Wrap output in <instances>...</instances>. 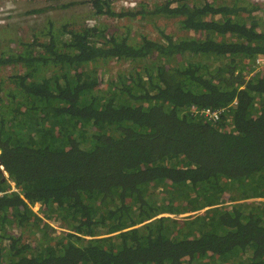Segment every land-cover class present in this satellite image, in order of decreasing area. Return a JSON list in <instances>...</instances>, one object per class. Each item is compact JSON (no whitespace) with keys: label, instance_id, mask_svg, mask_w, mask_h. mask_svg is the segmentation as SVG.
Returning <instances> with one entry per match:
<instances>
[{"label":"trees","instance_id":"obj_1","mask_svg":"<svg viewBox=\"0 0 264 264\" xmlns=\"http://www.w3.org/2000/svg\"><path fill=\"white\" fill-rule=\"evenodd\" d=\"M115 1L89 3L94 16L175 18L185 34L50 21L46 39L19 35L0 55L25 68L0 76V264H264V202H239L264 196L262 7ZM112 58L134 67L104 83L84 69ZM45 218L70 230L56 238ZM34 229L56 241H24Z\"/></svg>","mask_w":264,"mask_h":264},{"label":"rangeland","instance_id":"obj_2","mask_svg":"<svg viewBox=\"0 0 264 264\" xmlns=\"http://www.w3.org/2000/svg\"><path fill=\"white\" fill-rule=\"evenodd\" d=\"M5 1H8L5 5L6 10L4 13H8L12 11L9 15L4 16L0 19V55L5 53L6 51L13 49L17 50L19 48V35L22 36L23 43L34 40L35 36L39 34L40 31L45 30L46 27H49L47 24L50 21H54L57 27H61L62 25L70 24L69 29L73 27H80L84 24L92 25L93 23H97L102 28L105 29L106 33L111 34L117 31L125 32L128 27H131L130 32L131 36L140 39L142 35H147L154 39H158L160 37L159 28H163L166 32L173 33L176 36H180L185 34L184 31H180L177 27V20L175 18L167 19L163 17H155L154 19H149L143 21L139 18L130 19L129 17H111L107 15H93L92 8L90 6L89 0H1L0 8L4 5ZM73 1V3H70ZM153 5L158 2H162L163 0H149ZM192 4H200L203 0H187ZM257 2V0H250ZM218 3L228 2L232 3L234 0H217ZM64 3H68V5L64 6ZM116 9H119L122 3L120 0L113 3ZM28 10L35 11L34 13L27 12ZM7 25H10L9 28ZM20 29V30H19ZM19 30V31H18ZM13 31H18L17 33H12ZM40 37L46 39L45 36L39 34ZM10 38L16 39L13 42ZM48 39V38H47ZM134 67V63L129 60H117L116 58H112L109 60L99 59L98 61L91 62L84 65V69H91L95 71H99L100 78L103 83L109 80H116L120 73H129V71ZM24 67L22 65L14 66H4L0 65V76L3 78L7 77L10 73H15L17 71H24ZM58 69L53 67H48L45 69V72L52 75L54 70ZM238 70H236V73ZM247 72V71H245ZM9 90L11 89L10 85H6ZM6 176L9 177L8 173H5ZM12 185L10 190H17L16 186L11 181ZM156 194L157 198L161 199L165 196V192L159 188H152ZM249 201H263V197H249L245 200L240 199L239 202L247 203ZM35 212L39 215L44 216L43 207L41 203H36L32 205ZM202 210L199 211H188L184 213H180L179 216L181 219L183 217H194L195 215L201 213ZM47 220V218H45ZM49 223L53 224V229L50 231V235L58 238L63 232L69 231L70 228L65 222H56L54 219H48ZM183 221V220H182ZM35 228V227H34ZM55 228V229H54ZM20 229L17 227L12 230L14 234H20ZM101 233H106V230H101ZM51 236V237H52ZM49 236H43L41 231H31L24 235V241L33 243L36 245L37 242H49L54 243L56 239L50 240ZM0 245L7 246L9 245V241L3 240Z\"/></svg>","mask_w":264,"mask_h":264},{"label":"built area","instance_id":"obj_3","mask_svg":"<svg viewBox=\"0 0 264 264\" xmlns=\"http://www.w3.org/2000/svg\"><path fill=\"white\" fill-rule=\"evenodd\" d=\"M1 2V0H0ZM8 1H5L4 5L0 8V19L3 18L4 16L9 15L12 11L8 13H4L6 10L5 5L7 4ZM116 2V1H115ZM121 3H125V5H133L135 1H123L120 0ZM255 66L257 69H264V55H258L255 59ZM237 102V101H235ZM194 113H199L201 115H204L207 119L212 120L213 122H217L222 113L224 112V109H215L211 107H205L202 109H198V107L193 106L192 107Z\"/></svg>","mask_w":264,"mask_h":264},{"label":"crops","instance_id":"obj_4","mask_svg":"<svg viewBox=\"0 0 264 264\" xmlns=\"http://www.w3.org/2000/svg\"><path fill=\"white\" fill-rule=\"evenodd\" d=\"M246 1H249L247 4H249V3L259 4L262 7V9L258 10V12H256V13L258 15H261V16L263 15V17H264V0H257V2L250 1V0H246ZM259 55H264V54H259ZM253 67H254V69H253L254 71H258V70L264 71V69H257L255 66V63L253 64Z\"/></svg>","mask_w":264,"mask_h":264}]
</instances>
